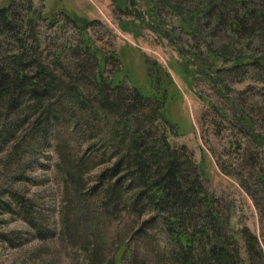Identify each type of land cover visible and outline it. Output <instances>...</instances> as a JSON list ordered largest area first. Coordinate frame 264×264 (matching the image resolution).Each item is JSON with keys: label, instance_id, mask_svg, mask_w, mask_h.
Returning a JSON list of instances; mask_svg holds the SVG:
<instances>
[{"label": "rangeland", "instance_id": "374dc122", "mask_svg": "<svg viewBox=\"0 0 264 264\" xmlns=\"http://www.w3.org/2000/svg\"><path fill=\"white\" fill-rule=\"evenodd\" d=\"M13 1L17 8L25 2ZM32 1L41 13L34 26L36 48L49 69L58 70L59 64L52 61L54 52H60V59H74L71 48L78 45V27L65 14L74 11L89 19L86 31L97 55L104 57L99 62L104 76L117 67L121 69L116 74L125 72L145 92L166 90L165 106L179 133L160 122L159 104L152 97L139 110L142 123L154 139L165 138L180 157L189 154L201 184L192 213L175 208L181 215L176 227L193 238L187 261L163 225L167 211L162 208L138 216L136 210L126 213L87 205L84 218L93 222L87 227L95 233L98 229L96 236L88 235L90 242L98 237L106 255L117 243H126L131 249L129 264H225L206 254L208 246L222 241L231 264H264V179L258 177L264 170L260 149L264 148V63L256 59L264 55V14L255 15V21L246 16L242 23L237 0ZM5 2L0 0V5ZM240 2L252 9L264 6V0ZM191 10L193 15L188 17ZM218 12L224 13L223 22L213 26ZM225 42L231 44L227 59L216 56ZM238 53L253 61L232 66V56ZM83 66L76 80L85 88L98 65L90 57ZM118 90L127 92L123 86ZM232 108L250 127L240 125ZM56 114V124H43L42 134L35 128L15 146L0 139V264L39 257H48L49 264H73L81 255L58 234L69 195L57 171L54 143H64L71 154L83 151L84 141L90 139L85 137L87 132L69 129L67 114ZM96 127L92 120L91 134L97 135ZM254 132L261 135L262 143L256 142ZM93 164L86 162L80 168L87 183L93 180ZM190 174V169L185 171L186 177ZM208 194L210 219L203 205Z\"/></svg>", "mask_w": 264, "mask_h": 264}, {"label": "trees", "instance_id": "16d2710c", "mask_svg": "<svg viewBox=\"0 0 264 264\" xmlns=\"http://www.w3.org/2000/svg\"><path fill=\"white\" fill-rule=\"evenodd\" d=\"M237 2L242 23L246 16L255 21V15L264 14V6L262 9H252L240 0ZM17 4L13 0H6L0 5V139L15 146L16 142L25 134L30 135L35 128L42 134L47 124H56L57 112L67 114L70 130L87 132L85 137L90 140L84 141L85 149L80 153L70 154L64 143H54L57 171L69 195L66 209L59 217L58 234L69 245L81 250V255L73 264H129L132 260L131 249L126 243H117L112 252L106 255L100 250L98 237L90 242L88 235L96 236L98 229L96 233L90 231L87 224L93 222H88L83 212L92 204L111 211L124 210L129 213L136 210L134 214L138 216L147 211L150 212L146 215L153 214L158 208L166 209V214L162 216L163 225L171 231L173 240L177 242L182 260L187 261L193 238L183 234L175 222L181 218L178 212L192 213L191 207L195 204L194 199L201 186L198 172L189 154L180 157L165 138L152 137L148 126L142 123V112H139L142 104L152 97L151 100L159 104L157 117L160 122L169 127L171 132L179 133L176 122L169 118L165 106L166 90L162 88L145 92L144 88L125 77V72L116 74L121 69L117 67L110 76H104L102 66H99L104 57L97 55V48L86 31L89 19L74 11L65 12L78 27L79 42L71 48L75 53L74 59H60V52H54L52 61L59 64L58 70L55 72L49 69L36 48L37 31L34 26L41 13L32 0H25L18 8ZM206 10L204 8L202 13H206ZM192 15L191 10L188 17ZM223 18V12L216 13L212 25H220ZM230 45V42L221 44L216 56L227 59L231 52ZM90 57L98 68L96 66L90 72V86L84 88L76 80V74ZM256 59L264 63V55H258ZM231 60L232 66L253 61L250 56L242 53L233 55ZM76 66V70H73ZM125 81L128 86L124 84ZM122 86L127 91L125 95L119 93L118 89ZM233 111L240 125L250 127L249 121L243 122L242 115L236 113L235 108H232ZM92 120L97 126V135L95 132L91 134ZM43 124L44 129H41ZM82 126L84 128H80ZM252 135L256 142H263L260 134L254 132ZM235 147L237 150L239 143ZM260 149L264 153V148ZM91 161L95 171L93 180L87 183L81 166ZM189 169L192 174L186 177L185 171ZM258 177L264 179V170ZM90 192L92 198L89 200ZM16 200L20 202L21 198ZM203 201L210 219V194L204 196ZM175 208H178V212ZM89 219H92L91 215ZM76 221L84 225L79 227L75 225ZM200 227H204L203 222ZM225 253L222 241L218 245L211 244L206 251L215 263L221 260L231 264L232 260L227 259ZM38 259L31 262L24 259L19 264H49L48 257Z\"/></svg>", "mask_w": 264, "mask_h": 264}]
</instances>
